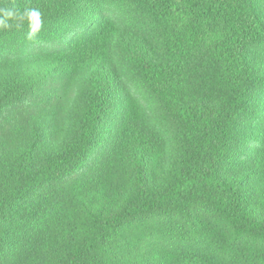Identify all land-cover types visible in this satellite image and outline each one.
Returning a JSON list of instances; mask_svg holds the SVG:
<instances>
[{
  "label": "trees",
  "instance_id": "trees-1",
  "mask_svg": "<svg viewBox=\"0 0 264 264\" xmlns=\"http://www.w3.org/2000/svg\"><path fill=\"white\" fill-rule=\"evenodd\" d=\"M5 8L0 264H264V0Z\"/></svg>",
  "mask_w": 264,
  "mask_h": 264
},
{
  "label": "clouds",
  "instance_id": "clouds-1",
  "mask_svg": "<svg viewBox=\"0 0 264 264\" xmlns=\"http://www.w3.org/2000/svg\"><path fill=\"white\" fill-rule=\"evenodd\" d=\"M40 12L37 9H26L23 13L18 12L15 9H0V28H8L10 26L9 21L19 18L21 21L27 19L30 24L31 28V22L33 18H39Z\"/></svg>",
  "mask_w": 264,
  "mask_h": 264
},
{
  "label": "rangeland",
  "instance_id": "rangeland-1",
  "mask_svg": "<svg viewBox=\"0 0 264 264\" xmlns=\"http://www.w3.org/2000/svg\"><path fill=\"white\" fill-rule=\"evenodd\" d=\"M81 29L80 27H73L71 28L70 32L67 34L68 40H73L74 38H77L80 35ZM66 38V36H65ZM59 45V42H56L53 45H50L46 42L42 43L41 46L37 47L38 50L42 49H55L56 46ZM128 88L132 92V94L135 96V98L142 104L145 105L147 102V96L146 93L142 90L140 85H135V83L128 81Z\"/></svg>",
  "mask_w": 264,
  "mask_h": 264
}]
</instances>
